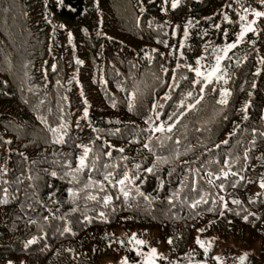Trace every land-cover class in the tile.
<instances>
[{
    "label": "trees",
    "instance_id": "obj_1",
    "mask_svg": "<svg viewBox=\"0 0 264 264\" xmlns=\"http://www.w3.org/2000/svg\"><path fill=\"white\" fill-rule=\"evenodd\" d=\"M171 4L0 0V264H103L107 259L121 264L124 257L128 264H142L143 256L131 250L132 233L146 241L138 246L142 253L157 250L159 264H264V189L259 187L264 182V137L259 135L264 132V17L255 18L254 33L221 62L227 83L213 80L201 96L199 85H192L197 78L184 67L194 68L198 57L205 68L213 66V48L233 42L241 25L252 21V11L264 10V4L177 0L175 9ZM257 68L261 71L254 75ZM221 88L230 93L225 105L217 103ZM165 93L170 99H162ZM182 100L193 108L171 132L144 131L150 116L149 123L166 128ZM153 102L163 104L155 110L160 119ZM51 128L62 130L63 143L53 142L60 133ZM149 135L151 151L143 147ZM78 144L92 151L86 167L75 172L83 151ZM154 162L155 172H144ZM221 170L237 175L217 180ZM125 171L135 176L127 185L134 197L129 203L117 186L103 180L106 172L115 181ZM95 181L103 182V192ZM201 193L216 211L189 208ZM89 194L97 200H88ZM104 194L113 197L107 207ZM220 196L228 205L223 217ZM61 217L70 233L60 234ZM197 237L211 244L207 254L195 243Z\"/></svg>",
    "mask_w": 264,
    "mask_h": 264
},
{
    "label": "snow or ice",
    "instance_id": "obj_2",
    "mask_svg": "<svg viewBox=\"0 0 264 264\" xmlns=\"http://www.w3.org/2000/svg\"><path fill=\"white\" fill-rule=\"evenodd\" d=\"M261 3L264 4V0H261ZM171 7L173 9H175L177 7V0H172ZM160 10H161V12L165 11L164 8H161ZM244 11L247 12L248 9L246 8V9H244ZM252 16H253V19H252L251 22H248V23H245V24L241 25L240 31L236 35V38H235V40L233 42L225 43L222 47H214L213 48V53H214V55H213V60H214L213 66H211L210 68H205L204 65L201 63V60L203 59V57H198L196 59V66L194 68L191 65H189V64H185L184 65V67H186L189 71L193 72L194 76L197 78V79H193L192 80V85L194 87L199 85V93L201 94V96L205 92V87L204 86L212 84L213 80L224 81V83H227V80H225V73H224V70L222 69L221 62L224 61L225 59L229 58V56H228L229 52L232 49L236 48L241 43L242 39L246 36L247 33H250V32L254 33L255 29H254L253 25L255 24V18L264 17V12L253 10L252 11ZM225 19H226V17H225ZM244 19H245L244 16H240V20L241 21H244ZM61 27H63V25H61ZM215 27L219 28L220 26L216 25ZM187 34H188V28L186 26L185 27V36H187ZM172 35H173V37H175V35H176L175 30L172 31ZM69 39H71V34H69ZM180 43H181V46H183V44H184L183 38L181 39ZM249 43H252V41H249ZM153 51H155V49H153ZM145 55H147V53ZM161 55L163 56V54H161ZM169 55H171V53H169ZM260 62L262 64H264V60H261ZM76 63H80V61L77 60ZM179 67H180V65H177V68H179ZM164 71L167 72L168 71L167 68H165ZM260 71H261V69L257 68L256 72L254 73V75L259 74ZM172 74H173V78L175 79V77H176V69L175 68L172 70ZM101 83H103V79H101ZM252 86L255 87V83L254 82H253ZM169 87H171V85H169ZM229 95H230V93H229L227 88H221L220 89V99L217 100V103L220 104V105L227 104L228 103L227 97ZM249 95H251V93H249ZM186 96L191 97L192 93L188 92L186 94ZM133 99H134L133 98V94L129 93L128 94V101H129L128 108H129L130 111L133 108ZM162 99L163 100H168V99H170V97L168 96L167 93H165V95H164V97ZM198 102L199 101H197V103ZM85 103H87V102L85 101ZM176 107L180 108L181 111L179 113L172 114V115L169 116V121H171V122L167 123V127L166 128H165L163 123H161V124H151V123H149V120L151 119V116H150L149 120H145V123L148 124V128L145 129L144 131L145 132H149V133H152V132H164L165 130L168 131V132H171L173 130V128H174V125L177 122H179L180 118L185 114V112L193 108V103L189 102V103L185 104L184 101L182 100L179 104L176 105ZM247 107H248V105H247V103H245L244 108L247 109ZM157 108L162 109L163 108V104H157L156 102H153V105H152L153 114L156 116L157 119H160L159 113L155 111ZM83 116H84L85 119L88 118V109H87V107L84 108ZM261 119H264V116H262ZM50 131L52 133H54V134L60 133L58 135L57 139L53 141L54 143H63L64 142V136L62 134V130L61 129L51 128ZM93 131H96V130L93 129ZM229 135H231V133H229ZM259 135L264 137V132H260ZM151 139H152V137H151V135H149L148 136V140L145 141L144 144H143V147L145 149L150 150V151H151V146H150V143L148 141H151ZM6 143H10V141H6ZM176 143L179 144V141H177ZM222 143L226 144V143H228V141H222ZM253 143H254V141H253ZM76 147L82 148V150H83L82 151V155L77 157V167L75 169V172H79V171H82L86 167L85 161L89 158V153L92 151V149L89 146H87V145H79L78 144V145H76ZM119 151L123 152V149H119ZM106 155L110 156L111 152L106 153ZM157 160L159 162H161V163H167V161L160 160V158H157ZM245 160H247V156H245ZM156 163L157 162H154L153 167L144 169V172H146V173L155 172ZM224 164H225V167H229V159L227 157L224 160ZM107 167L108 166L106 165V168ZM136 167H139V166L137 165ZM89 171H91V169H89ZM229 174L232 175L233 177H235L237 175V173L234 172V171L229 173L227 171L221 170L220 174L218 176H216V179L217 180L220 179V176H223L225 179H227ZM207 175L208 176H212L213 174L211 172H208ZM52 176L55 177L56 173L53 172ZM111 177H112V173L111 172H106V174L103 177V180L105 182H111L113 185L118 187V195H122L123 196L125 203H129L130 198L134 199V197H132V195H131L130 190L127 188V185H131L133 183V180L135 179V176L133 174H131L129 171H125L123 176L119 180H115V181H112ZM91 183H93V182L91 181V178H90V184ZM181 183L183 184V181ZM208 183L211 184L212 180H209ZM95 185L97 187H99L101 192L104 191L103 182L95 181ZM86 187H87V185H86ZM218 187H219V189L221 191H223L225 185L223 183H221V184L218 185ZM232 187H236V185L233 184ZM259 187L261 189H264V182H261L259 184ZM5 191H7V190H5ZM177 191H179V190H177ZM68 193H69V196L71 198H73V199L75 198V193H74L73 189L69 188L68 189ZM136 193L138 195L143 196L145 201L149 200V197L148 196H144L143 193L140 192L139 188H136ZM87 199L95 201V200H97V197L95 195L89 194L87 196ZM112 199H113L112 196H110L108 194H104L103 195V205L102 206L103 207H107L111 203ZM219 201H220V203L218 205L219 215H220V217H223L225 211L228 210V205L225 202L223 196L219 197ZM169 202L171 203V198H170ZM250 202H253V201H250ZM208 203H209V201L207 199H205L204 194L201 193L200 198L196 199V200H193L188 206H189V208L196 209V208L200 207L201 205H204L205 206L204 210H206L207 212L212 213V212L216 211V208H214V207H207ZM212 203H213V205H215L216 201L212 200ZM232 203L233 204H239L240 201L239 200H232ZM72 211H76V209L73 208ZM113 211H115V208L113 209ZM97 215L102 220H104V222H107V220L105 218V213L103 211L98 212ZM43 219L47 220L48 217L45 216V217H43ZM61 219L63 220L64 227H63V232H61L60 234L64 235L65 233H70L71 232V228L69 226V222L67 220H64L63 217H61ZM89 219L90 218L87 215H85L83 217L84 221H89ZM243 219L245 221H247L248 220V216L247 215L244 216ZM29 223H34V221H29ZM209 223H214V221H210ZM197 231L198 232H203L204 229L203 228L197 229ZM129 242L133 245L131 250L136 252V254L138 256H143L142 264H156V261H157V258H158V253H157V250L155 248H150L146 254L142 253L139 250L138 246H145L146 245V241L143 240V239L137 238L136 233H132L131 237H129ZM168 242L171 243V238H169ZM33 243H35V238L28 240L25 243L24 246L27 248L29 245H31ZM120 243H122V242H120ZM195 243L198 246H200L206 254L208 253L209 248L211 247V244H209L208 246H205L204 242L199 237L196 238ZM45 247H47V245ZM212 259L218 260L217 257H212ZM241 260L242 261L244 260L243 256L241 257ZM8 264H12V262L9 261ZM121 264H128V258L127 257L122 258Z\"/></svg>",
    "mask_w": 264,
    "mask_h": 264
},
{
    "label": "rangeland",
    "instance_id": "obj_3",
    "mask_svg": "<svg viewBox=\"0 0 264 264\" xmlns=\"http://www.w3.org/2000/svg\"><path fill=\"white\" fill-rule=\"evenodd\" d=\"M259 11L264 12V10H259ZM249 17H250L251 19H253L252 13L249 15ZM103 264H112L111 259H107V260L103 261ZM116 264H117V263H116ZM156 264H159V263L156 261Z\"/></svg>",
    "mask_w": 264,
    "mask_h": 264
}]
</instances>
